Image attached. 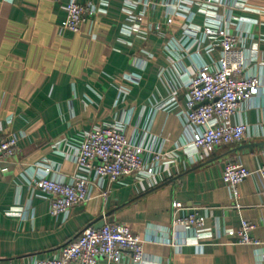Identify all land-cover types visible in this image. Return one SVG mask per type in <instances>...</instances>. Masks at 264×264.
<instances>
[{"label": "crops", "instance_id": "obj_1", "mask_svg": "<svg viewBox=\"0 0 264 264\" xmlns=\"http://www.w3.org/2000/svg\"><path fill=\"white\" fill-rule=\"evenodd\" d=\"M67 1H0V138L24 135L15 154L0 163V264H33L52 256L104 216L129 226L145 240L146 255L164 264H264V179L255 174L239 184L240 208L222 180L227 160L250 170L264 161V0H242L245 11L217 9L222 18L232 11L250 30L242 47L253 57L244 71L261 78L262 89L233 119L248 125L246 139L202 159L184 152L189 137L178 115L186 106L177 75L195 71L188 57L178 64L180 54L170 47L184 39L185 20L177 16L172 25L166 23V0H152L155 6L146 9L109 0L103 13L72 33L60 28ZM192 10L196 25L225 24L199 13L197 6ZM141 13L139 31L125 34L122 28L138 24ZM235 21L230 30L238 33ZM157 24L160 34L152 30ZM214 57L203 52L197 60ZM140 58L147 61L143 69L137 66ZM131 75L139 79L131 82ZM174 94L178 107L158 109ZM110 122L123 124L135 139L149 127L152 151L175 152L174 162L162 164L150 179L123 176L106 182V198L94 188L90 201L67 216H52L49 194L32 186L36 166H54L55 177L73 176V146L94 124ZM176 203L197 209L213 235L224 228L237 230L241 220H248L254 225L252 236L263 244L234 245L215 236L200 240V248L184 245L195 238L192 231L172 228ZM111 264H132L131 256Z\"/></svg>", "mask_w": 264, "mask_h": 264}, {"label": "built area", "instance_id": "obj_2", "mask_svg": "<svg viewBox=\"0 0 264 264\" xmlns=\"http://www.w3.org/2000/svg\"><path fill=\"white\" fill-rule=\"evenodd\" d=\"M2 1V0H0ZM126 8L142 5L148 8L155 4L152 0H122ZM165 5L168 25L179 16L185 20L184 39L171 45L180 54L176 57L178 64L188 57L195 66L194 72L178 74L181 87L185 93L186 108L178 113L186 126L189 142L182 145L184 152L198 156L199 159L212 155L219 147L241 143L246 139L248 125L234 121L243 104L251 102L260 95L262 80L247 74L245 66L253 55L243 48V37L250 30L244 26L236 14L229 11L227 18L217 14L220 7L238 8L245 11L242 0L214 2L212 0H166ZM109 0H68L65 6L66 18L60 25L62 31L78 33L88 20L103 13ZM206 17L220 19L224 26L205 22L203 26L194 24L195 12ZM143 13L135 18L138 24H126L122 30L125 34L139 31V23L144 19ZM225 19V20H224ZM235 23L234 33L230 30ZM131 22V21H130ZM236 22V21H235ZM152 30L160 34L161 25H153ZM247 34H244V33ZM218 49V50H216ZM203 52L215 56L209 62H198ZM146 59L137 61L139 69L146 65ZM131 82L139 79L129 76ZM178 107L177 96L170 102L161 103L158 109L171 110ZM149 127L141 139L128 135L123 124L117 122L94 124L81 135L78 145L73 146L72 158L76 172L71 177L53 176L54 166L38 164L32 186L50 196V213L54 217L67 216L70 210L83 205L93 198V189L106 198L108 185L123 176L152 178L159 174L162 164H171L177 156L175 152L152 151ZM23 134L12 133L0 138V163L6 162L18 150ZM146 154L150 160H145ZM264 179V161L255 170L247 169L240 163L227 160L222 172V180L228 187L235 208H240L238 186L254 175ZM104 225L96 229L94 225L85 227L72 241L64 245L54 255L34 261L33 264H111L119 263L125 254H130L132 264H164L149 258L144 251L145 240L133 232L129 226L109 222L103 217ZM172 228L192 231L195 241H184V245L201 247L200 240L224 237L234 245L259 247L262 241L252 236L254 225L248 220H241L237 230L224 228L216 235L206 227V219L197 209L189 210L179 203L173 208ZM169 245L175 246L174 242Z\"/></svg>", "mask_w": 264, "mask_h": 264}, {"label": "water", "instance_id": "obj_3", "mask_svg": "<svg viewBox=\"0 0 264 264\" xmlns=\"http://www.w3.org/2000/svg\"><path fill=\"white\" fill-rule=\"evenodd\" d=\"M105 217H108V216H105ZM99 222H97V224L94 225V227L96 229H99L100 227H102L104 225V220H103V217L100 218V220H98ZM109 222H111V220H108Z\"/></svg>", "mask_w": 264, "mask_h": 264}]
</instances>
